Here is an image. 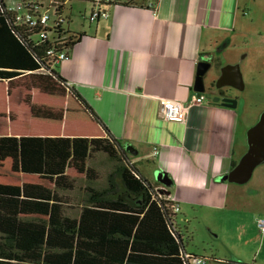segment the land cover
<instances>
[{
  "label": "crops",
  "instance_id": "crops-1",
  "mask_svg": "<svg viewBox=\"0 0 264 264\" xmlns=\"http://www.w3.org/2000/svg\"><path fill=\"white\" fill-rule=\"evenodd\" d=\"M128 1L104 5L108 18L77 31L84 35L59 64L67 83L47 70L0 78V136L99 137L103 145L91 146L89 159L98 151L125 155L179 206L176 219L186 208L231 209L230 182L218 178L236 161L241 114L208 97L190 102L198 62L233 42L240 17L264 14V0ZM163 98L189 105L184 122L166 119ZM106 165L110 172L120 164ZM160 170L167 181L154 177Z\"/></svg>",
  "mask_w": 264,
  "mask_h": 264
},
{
  "label": "trees",
  "instance_id": "trees-1",
  "mask_svg": "<svg viewBox=\"0 0 264 264\" xmlns=\"http://www.w3.org/2000/svg\"><path fill=\"white\" fill-rule=\"evenodd\" d=\"M68 1L18 0L22 7L13 10L0 0L1 79L47 70L67 83L56 63L58 53L69 54L84 35L65 27ZM89 1L104 7L121 0ZM44 12L52 17L50 24L41 22ZM44 31L47 36L41 37ZM70 88L100 121L78 90ZM102 143L99 137L1 135L0 156L19 159L23 173L59 176L70 165L84 167L90 147ZM124 158L126 163L107 173L104 190L83 195L76 216L54 200L51 189L0 182V264H194L200 255L186 248L175 203Z\"/></svg>",
  "mask_w": 264,
  "mask_h": 264
},
{
  "label": "rangeland",
  "instance_id": "rangeland-1",
  "mask_svg": "<svg viewBox=\"0 0 264 264\" xmlns=\"http://www.w3.org/2000/svg\"><path fill=\"white\" fill-rule=\"evenodd\" d=\"M92 10L93 3L89 0H69L64 12L65 27L76 32L88 27ZM259 13L255 18L240 17L233 42L226 47L221 43L222 47L210 50L214 66L208 80L216 74L215 67L223 72L227 66H233L239 68L244 82L242 89L234 90L245 101L237 131V162L248 150V129L264 112V14L260 10ZM111 156L109 152H95L90 159L88 156L90 167L84 173L82 168L70 165V169L59 176L23 173L16 158L0 156V182L51 189L54 200L60 202L69 215L76 216L81 210L83 195L106 188L105 164L126 163L124 156L112 159ZM230 186L229 196L234 197L233 203L230 201L231 209L208 212L202 208H186L180 212L176 225L186 248L206 257L208 264L233 261L264 264V231L258 225V220L264 218V163L257 166L248 182H230Z\"/></svg>",
  "mask_w": 264,
  "mask_h": 264
},
{
  "label": "water",
  "instance_id": "water-1",
  "mask_svg": "<svg viewBox=\"0 0 264 264\" xmlns=\"http://www.w3.org/2000/svg\"><path fill=\"white\" fill-rule=\"evenodd\" d=\"M212 63L204 58L198 62L197 74L194 84V90L198 95L205 93V74L210 69ZM235 78L236 80H231ZM240 81V84L238 83ZM243 78L238 67L227 66L224 69V75L219 81V85L232 84L234 86L243 87ZM214 102H218L220 98L215 97ZM222 105L229 108L237 107V100L224 98ZM244 100H240L239 113L243 112ZM248 150L237 162V164L226 174L219 176L218 180H227L235 183L248 182L257 166L264 163V112L261 114L258 122L250 127L247 131ZM128 149L131 147L126 146ZM163 171H158L156 176L159 180L167 181L168 176Z\"/></svg>",
  "mask_w": 264,
  "mask_h": 264
},
{
  "label": "built area",
  "instance_id": "built-area-1",
  "mask_svg": "<svg viewBox=\"0 0 264 264\" xmlns=\"http://www.w3.org/2000/svg\"><path fill=\"white\" fill-rule=\"evenodd\" d=\"M9 6L13 10H20L21 4L18 2L15 3H9ZM109 12L104 8L102 5H100L99 2L95 3L93 5V10L90 15L91 21H97L100 18H108ZM30 18V17H29ZM31 19V18H30ZM52 20V17L49 15L48 12H44L41 17V22L44 24H50ZM36 23L35 21L33 22ZM46 32L41 33V37H46ZM49 53L53 54L54 50H49ZM68 58V54L66 51H61L58 53L56 63H60L62 61H65ZM206 100V96L204 94L201 95H194L191 99L190 104L192 103H202ZM189 105H186L184 102L173 99V98H163L162 99V112L166 119L171 121H177V122H184L187 117ZM155 153H158V149L156 148ZM175 203V202H174ZM175 211L177 212L179 210V206L175 203L174 205ZM258 225L262 231H264V218H260L258 220ZM188 257H190V254H187ZM194 264H208V259L203 256H198L193 259Z\"/></svg>",
  "mask_w": 264,
  "mask_h": 264
},
{
  "label": "flooded vegetation",
  "instance_id": "flooded-vegetation-1",
  "mask_svg": "<svg viewBox=\"0 0 264 264\" xmlns=\"http://www.w3.org/2000/svg\"><path fill=\"white\" fill-rule=\"evenodd\" d=\"M205 58H207V60H209L212 63V65H211L210 69L208 70V72L205 74L206 91H205L204 95L206 96V98L208 97L213 103L221 104V105H222V100L224 98H230V99L237 100V107L235 108V110L239 112L240 100H244V99L241 98L238 94L234 93V90L235 89H242L244 87V83H243V87L234 86L232 84L219 85V81L221 80V78L224 75V71L223 72L219 71V67H215L216 68V74L213 75L210 80H208L207 79L209 76L208 74L210 73L211 69L214 66V58L212 55L205 56ZM216 66H217V64H216ZM231 80L234 81L236 79L232 77ZM238 83L240 84V81H238ZM215 97L220 98V100L218 102H214L213 99ZM232 109H234V108H232ZM243 110H244V107H243ZM242 113H241V115H242Z\"/></svg>",
  "mask_w": 264,
  "mask_h": 264
},
{
  "label": "bare ground",
  "instance_id": "bare-ground-1",
  "mask_svg": "<svg viewBox=\"0 0 264 264\" xmlns=\"http://www.w3.org/2000/svg\"><path fill=\"white\" fill-rule=\"evenodd\" d=\"M68 56H69V54H68ZM62 62H63V61H62ZM60 63H61V62H60ZM60 63H59V64H60Z\"/></svg>",
  "mask_w": 264,
  "mask_h": 264
},
{
  "label": "clouds",
  "instance_id": "clouds-1",
  "mask_svg": "<svg viewBox=\"0 0 264 264\" xmlns=\"http://www.w3.org/2000/svg\"><path fill=\"white\" fill-rule=\"evenodd\" d=\"M204 94V93H203ZM198 95V94H197Z\"/></svg>",
  "mask_w": 264,
  "mask_h": 264
}]
</instances>
